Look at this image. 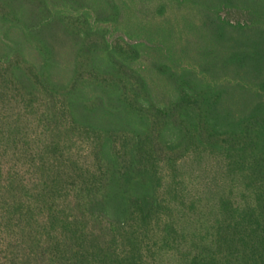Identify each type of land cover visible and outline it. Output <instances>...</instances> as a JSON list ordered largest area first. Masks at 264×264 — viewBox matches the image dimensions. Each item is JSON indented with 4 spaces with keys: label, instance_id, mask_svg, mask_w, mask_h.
Instances as JSON below:
<instances>
[{
    "label": "trees",
    "instance_id": "trees-1",
    "mask_svg": "<svg viewBox=\"0 0 264 264\" xmlns=\"http://www.w3.org/2000/svg\"><path fill=\"white\" fill-rule=\"evenodd\" d=\"M154 2L0 0V264H264V0L160 3L196 54L138 70L90 18Z\"/></svg>",
    "mask_w": 264,
    "mask_h": 264
},
{
    "label": "rangeland",
    "instance_id": "rangeland-1",
    "mask_svg": "<svg viewBox=\"0 0 264 264\" xmlns=\"http://www.w3.org/2000/svg\"><path fill=\"white\" fill-rule=\"evenodd\" d=\"M99 0H95L97 4ZM122 2L123 0H117ZM166 0H155L153 4V12L147 14L146 12H140L136 10L135 6H123L121 7L120 13L122 14V22L120 23H107L99 25L97 20H95V15L91 14L90 21L92 25L95 26L100 31L109 32L107 38H118V41L123 43H144L150 42L152 45H149V49L145 47V51L141 50L140 59L135 63V68L139 70L146 69L148 64H151V60L157 61V59H169V60H179L182 53H187L189 50L194 49V54H196L195 46L197 43V38L194 34V31L191 29L195 26V15L191 11H181L177 12L176 9L170 8L168 14L162 16L157 12H154L155 7L159 6L160 3L165 2ZM127 4L130 5L131 0H125ZM68 12L73 13H82L83 11H76L74 8L66 9ZM152 10V9H151ZM150 16V18L148 17ZM127 24V26H125ZM99 25V26H98ZM141 29V33L144 37H136L130 33V29ZM93 29V30H94ZM137 31V30H134ZM111 35V36H110ZM114 36V37H113ZM146 44V43H145ZM149 44V43H148ZM148 54V56L146 55ZM148 58V59H147ZM155 69L152 71L145 72L150 80V85L154 89H158L160 83L158 82L155 74ZM145 75V74H144ZM145 75V76H146ZM215 165V161H212ZM211 161L205 162V166L197 167L192 165L191 162H186L184 167L186 170L190 171L195 178L196 186L199 185V189L203 188L209 181V172L213 170ZM197 192V188L195 191Z\"/></svg>",
    "mask_w": 264,
    "mask_h": 264
}]
</instances>
